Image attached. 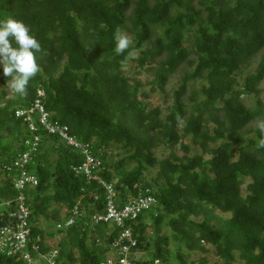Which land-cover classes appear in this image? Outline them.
I'll list each match as a JSON object with an SVG mask.
<instances>
[{
  "label": "trees",
  "instance_id": "1",
  "mask_svg": "<svg viewBox=\"0 0 264 264\" xmlns=\"http://www.w3.org/2000/svg\"><path fill=\"white\" fill-rule=\"evenodd\" d=\"M7 18L28 25L41 51L25 95L4 88L0 65V228L14 224L20 171L8 168L30 135L17 111L31 108L42 89L51 121L102 160L97 175L114 186L117 205L141 194L156 198V206L127 224L137 257L196 264L199 253L207 264L212 248L223 264H264V148L259 130L250 128L264 118V105L244 101L258 98L264 82V0H0V20ZM117 30L132 37L122 55L114 51ZM135 52L130 76L124 69ZM183 67L164 115L165 100L149 99L168 97ZM142 72L155 75L148 90L137 81ZM201 79L206 85L190 91ZM188 94L193 105L183 101ZM38 134L40 152L27 170L39 184L23 192L31 210L27 251L34 262L38 253L57 250L60 264H101L119 233L92 219L105 211L106 189L75 173L81 152L45 130ZM77 204L86 215L58 229ZM58 236L59 243H47ZM0 264L29 263L0 250Z\"/></svg>",
  "mask_w": 264,
  "mask_h": 264
},
{
  "label": "built area",
  "instance_id": "2",
  "mask_svg": "<svg viewBox=\"0 0 264 264\" xmlns=\"http://www.w3.org/2000/svg\"><path fill=\"white\" fill-rule=\"evenodd\" d=\"M38 97L33 106L27 110L17 111V117L23 118L25 125L30 131V135L23 141L25 150L20 153L12 165L8 168L20 171V175L16 178L15 187L20 192L16 199V210L12 214L14 224L9 227L0 228V250L7 252V255H16L21 253L24 260L29 264L34 261L27 251L30 243V235L32 229L30 226L31 210L26 202L24 189L38 186V178L28 172L27 166L34 160L40 152L42 137L38 134L39 130H45L48 134L57 136L63 143L69 147L78 150L82 154L83 161L74 167V171L78 175H82L87 181H99L106 189V208L104 213L95 214L93 222L95 224L111 225L113 228H119L118 236L109 245V256L101 264H162L161 260L154 261L144 260L137 257L134 252L138 246L137 239L133 235V228L128 226L129 222H133L139 216L157 205V200L153 196L143 194L129 199L122 205H117V193L113 185L104 184L99 179L97 172L102 167V160L91 153L89 144L81 143L76 136L71 135L67 126L58 122L51 121L50 114L44 106L45 92L39 89ZM95 199L97 197L95 196ZM85 208L77 204L70 210L69 217L64 215L65 220L57 225L58 229H67L72 227L78 219H82L86 214ZM40 241V238H37ZM35 251L39 250L37 245H33ZM59 252L52 251L48 255L38 253V260H43L48 264H60L56 262Z\"/></svg>",
  "mask_w": 264,
  "mask_h": 264
},
{
  "label": "clouds",
  "instance_id": "3",
  "mask_svg": "<svg viewBox=\"0 0 264 264\" xmlns=\"http://www.w3.org/2000/svg\"><path fill=\"white\" fill-rule=\"evenodd\" d=\"M114 40L117 54H124L130 47V38L119 30ZM40 51L39 41L31 35L30 27L23 21L14 18L0 20V65L3 66V75L8 78L4 88L11 94H26L29 81L40 71L37 62ZM256 127L261 134L258 147L264 148V121H257Z\"/></svg>",
  "mask_w": 264,
  "mask_h": 264
},
{
  "label": "rangeland",
  "instance_id": "4",
  "mask_svg": "<svg viewBox=\"0 0 264 264\" xmlns=\"http://www.w3.org/2000/svg\"><path fill=\"white\" fill-rule=\"evenodd\" d=\"M124 34H127V36L131 39V35L127 32V31H124L123 32ZM139 52H135L133 55H131V57L128 59V62L126 63V66H125V72L130 75V76H134V73L136 72V66L137 64L135 63L134 59L138 56ZM259 58H257L256 61H254L252 63V66L250 68H247L245 70V74H248L249 72H252L254 69H256L257 65H258V60ZM187 67H183L179 73L173 78L171 79L168 87L166 88V93L168 94V97L164 98V97H159L158 95L156 94H153L151 96V98L149 99V101L153 102V103H157L159 101H164L165 100V103H164V115H167V113L169 112L168 108H171L174 104V92L175 90L178 88L183 76V72L184 70H186ZM137 76V81L142 85V88L143 89H149L150 88V85L151 83L153 82L154 80V77L155 75L153 73H148V72H142L140 73L139 75H136ZM206 85V82L204 80H197L193 83H191L189 85V90L192 91V90H199L202 85ZM260 89H261V94L257 97H251V98H246L244 101L245 103L249 106V107H256V99H260L264 105V82L261 84L260 86ZM2 90V88H0V91ZM183 101L188 104V105H193V102L191 101V95L188 94L184 97ZM257 121H264V118L263 119H259V120H256L254 123H252L251 125V129L253 130H256L258 129L256 127V124H257ZM183 125V122L181 123ZM254 133H251L249 134L247 137L249 136H252ZM177 153L182 156L184 155L185 153L180 149V147L177 149ZM160 157H166L168 156V153H165L163 151L160 152ZM156 173H157V170H152L150 171L147 176L149 179L151 178H154L156 176ZM64 215V212L62 213ZM226 216H229V214H226ZM41 225L43 226V228H45L46 230H53V228L51 226H47L45 224V221H42L41 222ZM62 239V237L58 236L54 239H50V240H47L49 243V241H52L53 243L57 244L59 243V241ZM46 243V244H47ZM141 255V254H140ZM203 255L199 254V253H195L193 254V259L196 260V264H200L199 260L201 259ZM206 257V260H207V264H223V262H221L214 254V251L210 250L209 254L207 255H204ZM143 258H146L148 256H146L145 254L142 255ZM38 261H36L35 264H37ZM43 264H47L46 263H43Z\"/></svg>",
  "mask_w": 264,
  "mask_h": 264
},
{
  "label": "crops",
  "instance_id": "5",
  "mask_svg": "<svg viewBox=\"0 0 264 264\" xmlns=\"http://www.w3.org/2000/svg\"><path fill=\"white\" fill-rule=\"evenodd\" d=\"M44 262L42 260H38L37 264H43Z\"/></svg>",
  "mask_w": 264,
  "mask_h": 264
}]
</instances>
